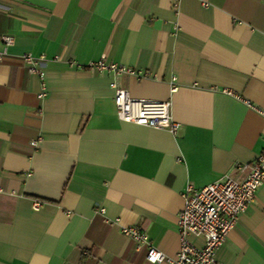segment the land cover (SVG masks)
<instances>
[{
  "label": "crops",
  "instance_id": "crops-1",
  "mask_svg": "<svg viewBox=\"0 0 264 264\" xmlns=\"http://www.w3.org/2000/svg\"><path fill=\"white\" fill-rule=\"evenodd\" d=\"M174 4L0 0V264H150L123 226L174 258L187 186L263 151L264 0ZM103 58L149 73L119 83L169 101L175 134L117 118L112 75L88 67ZM236 223L218 260L264 264V188Z\"/></svg>",
  "mask_w": 264,
  "mask_h": 264
},
{
  "label": "built area",
  "instance_id": "built-area-1",
  "mask_svg": "<svg viewBox=\"0 0 264 264\" xmlns=\"http://www.w3.org/2000/svg\"><path fill=\"white\" fill-rule=\"evenodd\" d=\"M178 1L174 0L177 5ZM3 42L11 45L13 39L4 37ZM2 59L0 55V60ZM25 67L30 74H38L43 78L42 67L46 57H34L32 54L23 56ZM56 61H63L64 56L55 57ZM71 65V60H67ZM90 69L99 72H108L112 75L114 103L120 121L132 123L138 126L167 130L175 134L178 124L171 114L169 101H154L131 97L129 90L125 89L119 79L123 75H129L144 79L149 73H141L115 63H106L105 58L88 65ZM172 91H176L175 78L172 81ZM47 96L46 91L40 93L39 98ZM264 116V111H259ZM33 146L37 141H33ZM234 170L237 173H226L222 178L207 185L202 189H196L188 185L183 195L184 207L177 218L181 247L176 257H167L153 245L147 232L138 226H123L122 233L125 237L138 245L139 249H147V261L150 264H222L217 258L219 250L235 228L241 215L255 202L257 192L264 188V149L252 163L236 164ZM238 174V175H235ZM1 192V191H0ZM41 203L35 202L33 209L38 210ZM99 213L103 214L104 209ZM202 240V246L196 245L193 240Z\"/></svg>",
  "mask_w": 264,
  "mask_h": 264
}]
</instances>
